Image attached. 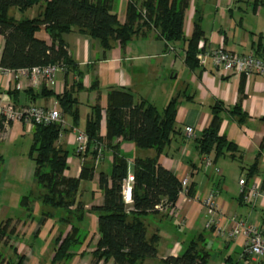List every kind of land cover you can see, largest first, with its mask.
Here are the masks:
<instances>
[{"label":"crops","instance_id":"obj_1","mask_svg":"<svg viewBox=\"0 0 264 264\" xmlns=\"http://www.w3.org/2000/svg\"><path fill=\"white\" fill-rule=\"evenodd\" d=\"M127 1L113 0V10L121 23L126 17ZM196 5H199L203 11L204 39H202L206 42L207 48L223 46L239 54H247L256 53L262 47L264 56V6L259 5L253 10L251 5L247 4H242L240 8L235 7L233 0H191L184 16L183 30L186 37H190L193 32ZM29 10H32L33 15L27 18H32L37 15L39 6H33ZM36 35L49 42V37L43 29ZM62 37L68 55L76 63L74 69L71 68L72 66L59 69L52 80H45L40 86H32L28 77L16 73L3 79L0 71V96L7 94L16 107L30 105L49 107L55 103L61 113L57 97L68 90L76 98L79 113L77 127L73 126L69 115L62 114L65 125L57 141L59 147L68 151L67 175L78 176L82 164L88 165L94 160L90 151L79 157L74 153L73 129L85 130L86 121L92 115L95 106L100 109L101 115L99 134L103 139L105 138V110L107 91L110 87L127 89L132 93L135 103L146 100L158 110H162L173 96L179 94L175 116L179 134L159 155L158 163L171 170L179 180L187 176L189 185H193L195 193L203 195L208 190L217 191L218 209L215 215L216 224L211 230L205 228L209 214L196 199L181 203L180 207L170 213L166 211L153 214L156 221H165L162 226L152 227L153 231L150 232V234L157 233L159 241L163 240L165 252L160 259L167 255L176 256L183 250L187 241H191L203 232L207 241H205L206 247L212 254L209 264H228V262L238 264L235 253L244 264L251 262L264 264V257L244 255L243 237L235 238L229 235L239 219L248 223H260L264 233L262 199H258L254 206L243 203L239 196L238 185L239 179L243 177L247 185L255 183L264 186V76L234 77L231 73L218 76L214 74L211 61L205 65L197 62L196 65L190 66L184 61V48L179 47L176 42L167 43L158 38L155 32H150L145 37H134L123 46L113 41L108 49H104L99 40L77 31L76 28L63 34ZM2 45L3 37L0 36V51ZM216 103H222L228 108L239 103L241 111L248 118L239 124L235 116L226 110L222 111L220 133L225 134L228 140L237 146L236 155L239 158L222 156L205 168L203 158L195 147V139L208 127L212 117L211 108ZM186 125L193 127V138L184 136L183 129ZM33 130L34 127L24 121L10 122L3 128V121L0 119V222L8 219L7 215L15 205L23 208L19 204L23 195L33 193L37 196L41 192L38 185L32 183L34 169L27 160ZM29 140L30 144H28ZM114 143L118 144L119 153L129 159L127 161L130 170L136 157L154 155V150L139 149L133 142L121 138H117ZM20 144L24 146L19 148ZM106 149L111 153L112 162V150ZM105 150L104 148L102 150V159ZM104 160L105 158L95 166L93 178L88 180L92 186L84 187L82 190L84 201L81 199L82 196L79 201L83 202L85 210L91 205H99L102 202L98 176L101 172L109 175L103 170ZM254 162H257V171L249 177L248 169ZM27 183L29 186H26ZM49 212L52 214H45ZM52 215V209H47L46 205L37 200L34 201L31 203V209L26 210L25 218H10L14 228L11 237L18 239L29 234L28 236H40L42 239L54 237L55 241L58 235H65L71 226L62 221L64 225L57 229L52 221ZM38 216H40L39 220L35 218ZM84 218L88 225L80 228L84 233H88L86 240L89 247L80 248L77 251L79 254L84 251L91 253L98 237L96 216L86 211ZM170 218L175 222L167 221ZM89 227L91 229L88 231ZM178 232H182L183 237L178 236ZM9 240L10 238L7 239ZM212 247H215L216 252H220L221 255L218 253L214 255ZM13 248H16L18 255H25L24 264H42L40 258L34 256V252L31 254L23 244H14ZM45 250L46 248H43V254ZM9 257L13 262L17 260V257ZM225 257H228L227 262ZM102 263L98 262V264Z\"/></svg>","mask_w":264,"mask_h":264},{"label":"trees","instance_id":"obj_2","mask_svg":"<svg viewBox=\"0 0 264 264\" xmlns=\"http://www.w3.org/2000/svg\"><path fill=\"white\" fill-rule=\"evenodd\" d=\"M190 1L128 0L126 17L121 23L113 10V0H0V36L3 37L0 67L19 69L57 64L61 67L72 66L74 69L76 63L68 55L62 37L74 28L99 40L104 49H108L113 41L123 46L134 37H145L150 32H155L158 38L169 44L182 41L185 45V63L196 65L197 43L203 38V11L199 5L195 6L193 32L190 37H186L183 25ZM242 4L251 5L255 10L259 5L264 6V0H233L235 7L240 8ZM36 5L39 6V11L32 18L16 19L9 15V9L12 7L23 13ZM42 29L48 35L49 42L36 35ZM261 49L257 50L256 54L263 56ZM179 96L176 94L162 110H158L146 100L135 103L132 93L127 89L110 87L107 91L105 110V138L99 134L101 115L100 109L95 106L84 130L88 138L85 153L90 151L94 160L88 165L83 163L76 177L67 175L68 151L57 145L60 133L64 130L61 125H34L28 155L34 162L33 176L41 192L37 196L33 193L23 195L19 204L28 211L31 209V203L37 200L52 208L65 209L75 220L72 222L67 216L60 218L71 227L65 235L60 234L55 239L53 261L71 259L74 253L69 250L77 251L81 248L88 233H84L75 222L82 221L86 211L97 218L98 237L91 251V264H98L100 261L144 264L146 259L156 257L159 235H146L143 218L147 214L160 213L155 206L164 202L170 204L167 209L170 213L180 190L178 177L158 163L159 155L179 134L175 123ZM57 98L62 114L69 115L73 126L77 127L79 113L76 98L68 90ZM223 110L235 116L239 124L248 118L241 111L239 103L231 108L223 106L222 103L212 106L208 127L195 139V147L200 157L210 156L212 162L222 156L239 158L236 155L237 146L228 140L225 134L220 133ZM117 138L131 141L139 149L154 150L152 157H136L133 161V210L130 211H126L120 194L121 181L130 168L127 159L119 153L118 144L114 143ZM100 145L112 150L111 172L109 175L101 172L98 176V188L102 192L101 204L91 205L84 210V204L77 198L78 190L81 181L93 178L95 166L100 162L96 165L94 162ZM256 171L257 162H254L248 169L247 176L252 177ZM194 193L193 185H190L189 194ZM11 222L10 218L0 222V241L6 242L13 234ZM205 241L204 233H199L179 254L162 258L161 264H209L212 254ZM16 251V248H13L17 260L13 262L6 259L7 262L24 264L25 255H18ZM225 261H228V257H225Z\"/></svg>","mask_w":264,"mask_h":264},{"label":"built area","instance_id":"obj_3","mask_svg":"<svg viewBox=\"0 0 264 264\" xmlns=\"http://www.w3.org/2000/svg\"><path fill=\"white\" fill-rule=\"evenodd\" d=\"M195 58L200 65L207 64L211 61L214 69V74L221 76L231 73L234 77L241 75H259L264 76V56L257 55L254 52L247 54H239L223 46H215L207 48L206 42L201 38L197 43V50ZM57 64H48L43 66H33L30 68L7 69L1 68V78L7 79L13 73L26 76L30 80L32 86H40L45 80H52L55 73L59 69H63ZM0 119L3 121V128L10 122L24 121L30 126L35 124H51L59 123L64 127V119L62 113L59 111L57 105L54 103L49 107L30 105L16 107L11 102L7 94L0 96ZM74 152L77 155H83L87 150L88 138L84 131L74 128ZM183 134L186 138H193V127L186 125L183 129ZM103 146L100 145L97 149V156L95 157V165L102 158ZM212 164L210 156L203 157V166L206 168ZM219 171L218 169L216 170ZM180 190L177 195V200L173 205V209L180 207L181 203H187L190 200L196 199L203 208L206 209L209 215L205 224L206 230H211L215 227L217 213V191L208 190L201 195L194 193L189 194V179L187 176L180 180ZM239 196L243 203L254 206L258 199H262L264 205V186L251 183L246 184L245 178H240L238 181ZM133 186L134 175L131 170L127 171L126 176L121 181L120 194L124 203L126 211L133 210ZM170 204L165 203L156 205L155 208L161 212L168 211ZM230 236L244 238V255H251L256 258L264 257V233L260 223L246 222L243 219L236 221V225L229 232ZM2 264H9L4 261Z\"/></svg>","mask_w":264,"mask_h":264},{"label":"rangeland","instance_id":"obj_4","mask_svg":"<svg viewBox=\"0 0 264 264\" xmlns=\"http://www.w3.org/2000/svg\"><path fill=\"white\" fill-rule=\"evenodd\" d=\"M35 10H36V8H35ZM9 15L13 16L16 19H20V18H25V17L32 16L33 12H32V10L28 9V10H26V12H23L21 14L19 11H17L16 8L12 7L11 9H9ZM176 43L181 48L185 47V45H184V43L182 41H178ZM30 142L31 141L29 140L28 144H30ZM22 146H24V145H21V144L18 145L19 148L22 147ZM104 150H105V148H104ZM110 156H111L110 151L106 149L104 151L105 160L103 162V165L105 167H103L104 168L103 170L105 172H108V174H110L111 166H112ZM27 160L30 161L29 165H31V167L34 169V162L30 158H27ZM102 160L99 162V164L102 162ZM127 160H129V159H127ZM99 166L101 167V165H99ZM99 166H97V167H99ZM31 180H32V183L36 184L33 175H32V179ZM26 186H29V183H27ZM91 186H92L91 182L81 181L80 186H79V190H78V196H77L78 200H79L80 196H82L81 199H83V201H84V195H82V193H83L82 190H83L84 187L85 188H89ZM46 208L47 209H52V212H53L52 221L55 224L57 229H59L61 227V225H64L62 220L60 219L63 216H67L70 220H72V222L75 221L72 218L71 214H69V213L67 214L66 210L63 209V208H52L49 205H46ZM84 210H85V208H84ZM25 215H26V210H24L23 208H20L19 206L15 205V208L12 209L11 212L7 215V218H14V219H16V218H25L26 217ZM35 218H37V220H39L40 216L35 217ZM143 219H144V223H145V226H146V235L147 236H149L150 232L153 231L152 227L158 226V225L162 226V224L165 223L164 220L163 221H158V220L156 221V217H154L153 214H147V215L144 216ZM167 221H169L170 223H174L175 222V220L172 219V218H170ZM75 224L85 228L86 225H88V222L84 218L82 221H78V223L75 222ZM62 227H64V226H62ZM90 229H91V227H89L87 230L89 231ZM92 231H93V229H92ZM92 234H95V232H92ZM28 235L25 236V237H20L18 239H15L14 237H10V240L6 241V243L4 241H2V240L0 241V253L2 254V255H0V264H2L4 261H7L6 259H9L10 258L9 256H11V258H16V255L13 253V245L14 244L17 245V243H21L24 246H26L28 248V251L31 254L34 252V256H36L37 258H40L42 264H91V262H90V260L92 258L91 253H89L88 251L87 252L84 251L81 254H79V253H77V251H79L80 249L77 250V251L75 249H70L69 250L70 252L74 253L71 259H58L56 261H53L52 259H53V256H54V247H55L54 237H50L49 239H42L40 236L35 237V236H28ZM177 235L180 236V237H183L182 232H178ZM87 241L88 240H86L84 243H82V247L81 248H86V247L88 248L89 247ZM187 242H186V245L188 244ZM209 243L211 245V242H209ZM212 245H213V242H212ZM90 246H92V245H90ZM43 248H46L44 254H43ZM214 248L215 247H212V249H211L212 252L214 253V255L217 254V253H218V255H221L220 252H216L217 249L215 250ZM163 249H164V246H163V240H162V241H159L158 244H157L156 257L152 258V259H146L144 261V264H161L160 256L165 252V251H163ZM235 259L238 260V264H244L243 260L238 257L237 253H235ZM107 263L108 264H115L113 261H109ZM253 263L254 262H251V264H253ZM102 264H104V263H102Z\"/></svg>","mask_w":264,"mask_h":264},{"label":"water","instance_id":"obj_5","mask_svg":"<svg viewBox=\"0 0 264 264\" xmlns=\"http://www.w3.org/2000/svg\"><path fill=\"white\" fill-rule=\"evenodd\" d=\"M34 131V130H33Z\"/></svg>","mask_w":264,"mask_h":264}]
</instances>
